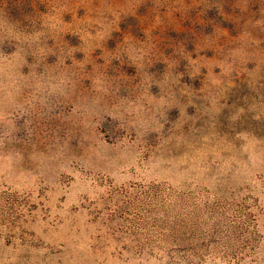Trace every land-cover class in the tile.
I'll return each instance as SVG.
<instances>
[{"label":"rangeland","instance_id":"obj_1","mask_svg":"<svg viewBox=\"0 0 264 264\" xmlns=\"http://www.w3.org/2000/svg\"><path fill=\"white\" fill-rule=\"evenodd\" d=\"M0 264H264V0H0Z\"/></svg>","mask_w":264,"mask_h":264}]
</instances>
